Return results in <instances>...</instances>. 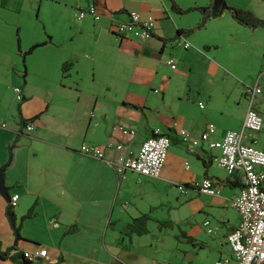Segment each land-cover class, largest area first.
<instances>
[{"label":"crops","instance_id":"crops-1","mask_svg":"<svg viewBox=\"0 0 264 264\" xmlns=\"http://www.w3.org/2000/svg\"><path fill=\"white\" fill-rule=\"evenodd\" d=\"M56 1L71 9L75 24L68 26L67 34L63 38L50 32L44 41L31 46L42 43L41 45L53 44L60 48L57 60L58 78L61 82L59 89L73 93L67 98H58L51 95L44 97L43 93L37 96L29 91L25 61L27 56L41 45L24 54L31 46L21 51L20 45L18 47L16 43L19 67L12 63L4 65L10 75L5 87L12 96L7 102L0 99V167L8 163L3 171L4 183L9 188V194H19L18 214L28 208L33 200L37 202V206L35 215L21 224L19 233L22 239L16 240L7 214V202L0 195V251L14 245L20 252L42 247L47 250L44 264H150L151 260L171 264H211L223 257H229L231 250L226 237L236 228L239 220L236 210L230 205V199L242 186V173H229L220 167L215 160L219 150L209 148L208 144L201 142L199 138L208 123L215 126V132L211 136L213 140H220L228 130L242 129L248 106L245 89L251 87L249 84L256 82L264 88V67L259 65L254 70L253 66H247L246 71L239 70L237 74L223 78L222 81L226 85L230 82L242 84L239 92L244 107L238 118L232 117L226 110L230 100L227 89L214 98L211 92H201L196 85L185 82L175 96L174 107L165 98L164 89L161 90V101L169 109H164V114L160 115L162 118L159 125H151L147 120V126H143L138 132L132 122L124 119L116 122L118 119L112 115L111 105L105 102L111 98L110 86L103 89L105 94H101L102 90L98 91L95 84L82 89L73 77V71L77 68L78 50L81 48L92 51L94 57H86L92 60L91 67L95 69L102 54L96 44V35L113 34L112 25L126 20L129 12L134 11L141 17L154 18L153 35L147 40L115 36L119 47L130 53L137 63L136 73L128 78L127 84H147L148 79H144V74L146 71L148 73L155 63L158 67L163 63L170 68L165 60L174 58L177 61V58L172 56L175 49L188 52L189 48L184 49L172 43V37L178 29L193 28L190 33L184 35L195 46L194 54L182 62V74L190 73L191 58L194 57H198L206 69L215 68L219 72H225L227 69L224 63L214 55L213 49H216V46L211 43H197L192 40L193 36L199 30L207 29L211 23L217 25L218 36L227 31H239L243 26L232 19L227 7L245 8L264 19V1L224 0L226 8L222 9L219 16L207 19L200 29L195 28L201 18L197 10L178 14L170 8L169 0H123L119 3L110 0ZM174 1L183 9L206 6L209 2ZM2 4L3 0L0 2L1 6ZM90 4H95L101 14L99 21L78 18L79 10ZM251 30L264 31V27ZM83 31H86L89 37L87 41L79 44L76 38ZM105 58L112 62L108 55ZM66 62L69 64L62 70V64ZM169 73L174 74L170 70ZM167 77L171 78L169 75ZM14 87L21 88L24 99L20 104L15 97ZM253 107L263 119L262 129L257 133L244 130L243 142L255 141L259 146L264 142V103L261 99L254 98ZM20 118L32 122L33 129L25 131ZM1 123L5 124L3 128ZM120 126L132 128L135 134L122 135L118 129ZM155 128L168 135L171 142L159 176L165 185L177 188V184H181L185 191L193 190L202 194L198 191L197 184L204 177H208L218 186L219 192L209 195L213 197L211 205L203 211L204 216L200 222L189 223L185 217L182 219L185 220V225L175 228L173 223L166 225L158 220L157 234H151L149 222L152 218V207L137 209L132 199H120L119 193V180L124 179L126 173L133 174L137 184L149 178H140L131 171L120 177L105 160L82 154L79 146L82 143H122L128 149L137 150ZM182 129L189 134L186 142L181 140L178 133ZM9 153L11 156L8 162ZM115 154L114 150H107L104 158L111 160ZM217 169H223L224 174L219 173ZM229 208L233 210L230 214L227 211ZM142 214L149 217L146 223L147 232H130L127 225ZM13 216L16 221L17 213L14 212ZM206 220L209 221L211 232L203 225ZM30 223L36 226V230L25 232L24 227H29ZM164 226L170 227V235L162 231ZM69 227L72 229L68 231ZM0 264L13 262L9 258H0Z\"/></svg>","mask_w":264,"mask_h":264},{"label":"rangeland","instance_id":"rangeland-1","mask_svg":"<svg viewBox=\"0 0 264 264\" xmlns=\"http://www.w3.org/2000/svg\"><path fill=\"white\" fill-rule=\"evenodd\" d=\"M110 1L119 3L123 0ZM85 18L92 19V16L86 14ZM75 22V16L71 9L56 0H3L2 6L0 5V99L7 102L6 100L12 96L5 87L10 75L5 70L4 65L12 63L19 67L15 30L18 29L20 50L25 51L32 44L44 41L50 32L59 38H63L67 34L68 26L71 23L75 24ZM213 28L215 29L213 30ZM216 30L217 25L211 23L207 29L196 32L192 40L201 44L211 43L215 45L214 55L224 63V67L227 69L225 72H219L215 68L206 69L198 57H194L191 58L192 69L189 71L190 73L182 74V62L186 61L188 56H192L195 51L193 42L189 40L192 47L188 49V52L185 53V50L179 48L173 51L172 56L177 58V61L173 58L176 61V69L171 70L163 63L158 67L155 63L150 71L148 73L146 71L144 74V79H148L147 84H127L128 78L136 73L137 63L130 53L119 47L116 40L118 35L101 33L96 35V44L102 52L98 65L93 69L91 67L92 60L86 57V55H89V58L94 57L91 50L78 48V65L73 71V77L82 89H87L91 84H95L98 91L102 90L101 94H105L103 89L110 86L111 98L105 102L111 105L112 115L118 119L116 122L119 123L120 119L132 122L137 132L142 130L143 126H147V120L151 125L161 123L162 117L160 115L164 114V109H169L161 101V90L164 89L165 98L174 107L176 104L175 96L185 82L196 85L201 92H211L214 98L220 96V93L227 89L230 100L226 110L232 117L238 118L244 107L239 92L242 84L230 82L226 85L222 80L226 75L237 74L239 70L241 72L246 71L247 66H253L254 70L259 65L264 67V31H252L243 26L239 31H227L218 36ZM88 37L86 31L80 32L76 42L79 40V44H81L87 41ZM59 52L58 46L45 44L35 48L27 56L25 61L26 83L30 92L37 96L43 93L44 97L51 95L58 98H67L73 93V91L59 89L61 86L59 85L61 82L58 78L59 66L57 65ZM106 55L111 58L112 62L105 58ZM169 70L174 74L169 73ZM168 75L171 77L170 79L167 77ZM16 76L18 75L16 74ZM249 85L254 87L255 84ZM111 99L113 101H110ZM258 99L264 103V88H259L256 91L255 100ZM202 101L204 100L202 99ZM143 105L145 108H142ZM217 171L224 174L223 169H217ZM161 179L149 178L137 184L135 176L126 173L125 178L119 180L120 199L122 197L126 200L132 199L137 209L140 210L147 209L149 206L152 207V218L149 222L151 234H157L158 220L165 222L166 225L173 223L175 228L179 225H185V220L182 221L185 217L189 223L200 222L204 216L203 211H206L207 206L211 205L210 201L213 197L195 193L193 190H186L182 193L175 187L166 186ZM18 202L19 200L16 206L12 208L13 213H17L16 223L34 202L37 206V202L33 200L28 208L21 210V214H18L20 212L17 207ZM227 211L230 214L233 210L229 208ZM35 227L30 223L29 227H24V231H34L36 230ZM162 231L166 235L171 234L168 226H164Z\"/></svg>","mask_w":264,"mask_h":264},{"label":"built area","instance_id":"built-area-1","mask_svg":"<svg viewBox=\"0 0 264 264\" xmlns=\"http://www.w3.org/2000/svg\"><path fill=\"white\" fill-rule=\"evenodd\" d=\"M86 14L92 16L93 21H98L101 14L95 4H90L86 8L79 10L78 18L85 17ZM152 16L141 17L137 12H129L124 21L115 22L112 25L114 34L120 37H133L138 40H147L152 37ZM172 43L184 49L192 45L184 34L173 39ZM166 65L175 69L176 64L173 58L165 60ZM261 88L256 82L254 87H247L245 95L248 106L243 119L241 130H228L220 140H213L211 136L215 132V126L208 123L200 135V141L206 142L209 148H217L219 155L215 160L217 164L227 172L241 171L242 181L239 192L230 199V205L238 214V224L230 232L226 241L230 247L231 255L223 257L211 264H264V142L259 146L255 141L243 142L244 130L257 133L262 129L263 119L253 107V100L256 91ZM17 100L21 97V89L13 88ZM201 106V105H200ZM5 126L1 123V127ZM25 131L33 129L32 122H26ZM122 135L133 136L135 131L132 128L120 126ZM182 141L189 139L186 130H179ZM170 138L163 134L158 128L152 130L149 137L141 142L137 150L126 148L122 143H108L105 145L82 143L79 151L87 156L105 160L112 166L115 172L124 177L127 171L134 172L140 178H159L162 167L166 160L170 146ZM107 150H114L115 156L111 160L104 158ZM180 192H185V187L177 184ZM198 191L206 195H216L218 186L208 177H204L197 184ZM19 199L18 193L9 194L7 205L15 207ZM208 232L209 221L203 222ZM23 256L32 264H44L47 258L45 248H37L32 251H23ZM150 264H171L160 260H151Z\"/></svg>","mask_w":264,"mask_h":264},{"label":"trees","instance_id":"trees-1","mask_svg":"<svg viewBox=\"0 0 264 264\" xmlns=\"http://www.w3.org/2000/svg\"><path fill=\"white\" fill-rule=\"evenodd\" d=\"M169 2H170V8L178 14H185L190 11L197 10L201 14V18L196 24L195 28L200 29L204 26L207 19H209L210 17H217L221 14L222 10L220 9V7H221V4L224 3V0H209L206 6H198V7L191 6V7L184 8V9L178 6L174 0H169ZM227 9L230 12L232 19L235 20L241 26L248 27L250 29L264 27V19L256 16L253 12H251L248 9L240 8V7H227ZM192 30L193 28L178 29L172 38H176L180 36L181 34L190 33ZM15 34H16V43H17V46L19 47L18 29H16ZM172 38H170V40ZM41 44H35L31 46V48L27 52H24V54L29 53L33 48ZM68 64L69 63L67 62L63 63L62 70H65V66H67ZM24 77H25V69L23 68L22 78L24 79ZM23 99L24 98L21 95L20 99L18 100V104H20V102H22ZM17 111L19 114V105H17ZM28 120H31V119H28ZM20 122H21V125L24 126L26 123V120H23L20 118ZM10 156L11 155L9 153L8 162L10 160ZM226 182H229V180H226ZM234 183L235 182H233V184ZM35 207H36V203L34 202L32 206L26 211L24 215H22L19 218L18 222L16 223L14 220L13 213H12V208L7 205V214L11 217V218L9 217L8 218L9 220L13 219L14 227H12V229L13 231L15 229L17 232L16 234L17 240L22 239L19 233L21 229L22 221H24L25 219L31 218L35 215ZM148 219L149 217L146 214H142L139 217L134 218L132 222L127 225V228L130 232H134L136 234L146 233L147 232L146 223ZM71 229L72 228L69 227L67 230L69 231ZM0 258H9L13 262V264H32L29 260H27L23 256V252H20L17 250L16 245L7 248L5 251H0Z\"/></svg>","mask_w":264,"mask_h":264},{"label":"water","instance_id":"water-1","mask_svg":"<svg viewBox=\"0 0 264 264\" xmlns=\"http://www.w3.org/2000/svg\"><path fill=\"white\" fill-rule=\"evenodd\" d=\"M224 8H226V5L225 3H222L220 9L222 10ZM4 168L5 166L0 167V195L7 202L9 200V193H8L9 188L4 183V174H3ZM9 218L11 217L9 216ZM10 220H11V226L14 227L13 219H10ZM14 233H15L16 240H17V235H16L17 232L15 229H14Z\"/></svg>","mask_w":264,"mask_h":264}]
</instances>
